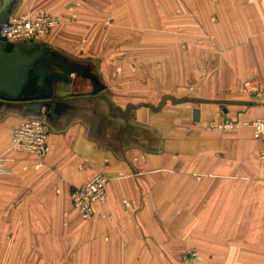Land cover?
Masks as SVG:
<instances>
[{"label": "crops", "instance_id": "0c3cea01", "mask_svg": "<svg viewBox=\"0 0 264 264\" xmlns=\"http://www.w3.org/2000/svg\"><path fill=\"white\" fill-rule=\"evenodd\" d=\"M167 1L15 0L8 20L62 23L27 45L100 90L76 72L0 101V264H264V145L251 128L264 117V0H204L201 44L167 32ZM31 118L49 128L42 160L11 151ZM99 174L108 201L83 220L70 194Z\"/></svg>", "mask_w": 264, "mask_h": 264}, {"label": "built area", "instance_id": "2783aa9c", "mask_svg": "<svg viewBox=\"0 0 264 264\" xmlns=\"http://www.w3.org/2000/svg\"><path fill=\"white\" fill-rule=\"evenodd\" d=\"M61 24L60 19L44 11L19 18H11L0 26V36L13 44L27 45L37 42L49 35ZM245 89L250 93H257L258 83L251 81L245 84ZM227 126H231L228 124ZM254 139L264 145V117L251 123ZM49 128L47 123L39 118H31L18 126L12 135L11 151L13 153H27L38 159H44L49 153ZM264 159V149L261 152ZM8 160L0 158V173L5 171ZM108 180L102 175H96L81 187L72 190L70 194L71 208L83 220L91 219L95 214V207L108 201ZM125 204H127L125 202ZM196 258V253H190Z\"/></svg>", "mask_w": 264, "mask_h": 264}, {"label": "water", "instance_id": "95a60500", "mask_svg": "<svg viewBox=\"0 0 264 264\" xmlns=\"http://www.w3.org/2000/svg\"><path fill=\"white\" fill-rule=\"evenodd\" d=\"M14 2L15 0H0V26L8 22ZM76 72L89 78L95 89L100 90L95 78L82 66L48 49H42L39 45L13 44L0 36V101H28L24 96L34 82L45 80V83L43 81V84L39 85H49L60 80L62 74L67 79ZM37 99L43 98L37 97ZM194 119L199 120L197 111Z\"/></svg>", "mask_w": 264, "mask_h": 264}, {"label": "rangeland", "instance_id": "374dc122", "mask_svg": "<svg viewBox=\"0 0 264 264\" xmlns=\"http://www.w3.org/2000/svg\"><path fill=\"white\" fill-rule=\"evenodd\" d=\"M167 3V12L162 13V15L166 17L167 23L170 26L167 29V32L170 30L172 32V36L193 37L195 39L194 41H196L197 44L204 43V38H207V36L210 35L209 33H207V29L209 28L207 16L210 15V13H208L206 9L201 6L202 4H204V0H170L167 1ZM182 3L183 6L180 7V9H175V4L180 5ZM194 4L198 6L195 8V11L192 12L189 5ZM213 21L215 20L212 19L210 21L211 24ZM139 46L142 47L141 45ZM139 46L135 44L133 47L137 48ZM181 48L183 49V52H187L188 45H185L184 43V45H181ZM130 51L132 50L130 49Z\"/></svg>", "mask_w": 264, "mask_h": 264}]
</instances>
